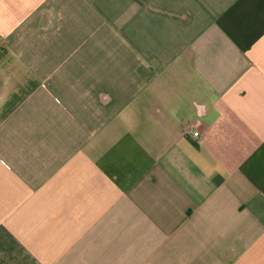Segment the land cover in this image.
Masks as SVG:
<instances>
[{
  "label": "crops",
  "instance_id": "obj_1",
  "mask_svg": "<svg viewBox=\"0 0 264 264\" xmlns=\"http://www.w3.org/2000/svg\"><path fill=\"white\" fill-rule=\"evenodd\" d=\"M0 264H264V0H0Z\"/></svg>",
  "mask_w": 264,
  "mask_h": 264
},
{
  "label": "built area",
  "instance_id": "obj_2",
  "mask_svg": "<svg viewBox=\"0 0 264 264\" xmlns=\"http://www.w3.org/2000/svg\"><path fill=\"white\" fill-rule=\"evenodd\" d=\"M189 126L192 127V128H197V127H198V122L192 123V124H190ZM194 135H195V136H198L199 133H198V132H195Z\"/></svg>",
  "mask_w": 264,
  "mask_h": 264
}]
</instances>
